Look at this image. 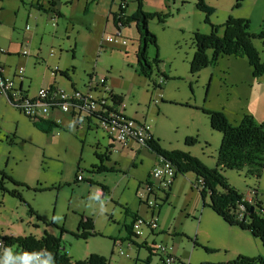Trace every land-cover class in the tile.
<instances>
[{
	"label": "rangeland",
	"instance_id": "374dc122",
	"mask_svg": "<svg viewBox=\"0 0 264 264\" xmlns=\"http://www.w3.org/2000/svg\"><path fill=\"white\" fill-rule=\"evenodd\" d=\"M153 1H143L144 11L168 17L148 25L158 43V50L150 46L147 52L151 78L140 73L135 24L122 29L126 46L105 40L117 33L111 13L117 14L122 2L128 15L135 13L136 0H0V64L9 76L23 67L24 79L15 84L22 81L31 95L54 82L86 91L94 76L106 77L125 114L147 121L164 151L189 153L214 169L223 135L212 129L204 111L222 112L235 126L246 115L264 123V76L255 78L247 59L231 56L192 74L194 34L209 35L215 25L222 36L229 18L249 20L251 31L260 34L264 0H204L215 10L210 16L199 10L197 0ZM254 44L263 56V42ZM24 50L27 56L20 54ZM56 68L66 74L53 78ZM90 117L85 114L81 129L64 117L60 127L45 134L0 96L1 235L59 237L72 264L93 256L110 264H162L153 251L161 242L173 245L189 264H234L264 254L251 232L230 227L208 206L210 197L203 200L194 173L178 174L169 191L157 192V207L142 203L140 186L149 180L158 156L135 143L122 150ZM189 138L196 139L194 145ZM223 175L239 193L251 188L264 203V173L260 179L247 169ZM133 214L147 221L155 216L159 224L155 233L144 228L143 236H131L137 246H129L127 239ZM86 222L92 229L82 228ZM84 232L88 237L75 236ZM17 255L9 249L2 264H21Z\"/></svg>",
	"mask_w": 264,
	"mask_h": 264
},
{
	"label": "trees",
	"instance_id": "16d2710c",
	"mask_svg": "<svg viewBox=\"0 0 264 264\" xmlns=\"http://www.w3.org/2000/svg\"><path fill=\"white\" fill-rule=\"evenodd\" d=\"M138 10L128 15L126 10H122L119 15L111 13L115 27L119 23L123 27L135 24L139 34L138 48V65L140 73L147 77H152L153 66L147 55L150 46H154L158 50L157 37L149 30V22L158 19L161 23H165L168 15L158 13H149L143 9L144 0H136ZM199 10L208 16L214 13V9L205 4L204 0H197ZM223 25L224 34L219 35L218 29L212 26V32L209 35L199 32L194 34V44L196 46L195 56L191 63V73L198 74L204 68L216 65L220 57L228 56L235 58H245L253 70V76L260 79L264 76V55L261 56L254 44L256 40H260L264 45V30L260 34L251 31L249 20L229 18ZM213 51V55L209 56V51ZM156 64L160 63L157 54L154 59ZM65 75L64 73H62ZM211 127L216 132L223 135L222 145L219 150L218 165L214 169L204 166L198 159L192 157L189 153L182 151L167 152L164 151L158 140L152 138L147 147L154 152L158 158H164L171 162L177 169L179 174H196L198 180H203L201 195L203 200L210 197L208 206L230 227L239 228L242 231H249L262 243L264 249V204L257 202L254 211L251 206L247 207L245 217L238 218L237 211L239 205L243 202V194L233 188L223 175L225 170L241 171L247 169L249 173L262 178L264 173V123H258L253 116L246 115L241 124L235 126L231 124L222 112H208ZM34 126L45 134H50L55 128L60 127L51 120L30 118ZM196 139L189 138L187 143L194 145ZM1 174V172H0ZM80 181V180H79ZM223 191H220L219 188ZM258 193L256 192V195ZM206 205V204H205ZM129 211L127 210V213ZM132 223L127 226L128 240L134 245L131 236H133V222L138 218L132 215ZM83 229H92L89 222L82 225ZM89 233L76 234V237L86 238ZM95 235V234H92ZM0 239L5 242L6 249H15L21 264H35L36 257L40 256L39 264L51 262L53 264H72L66 248L63 246L59 237L46 234L38 239L30 237H5L0 234ZM77 264H110V261L100 257L93 256L85 262ZM234 264H264V254L257 258H240Z\"/></svg>",
	"mask_w": 264,
	"mask_h": 264
},
{
	"label": "built area",
	"instance_id": "2783aa9c",
	"mask_svg": "<svg viewBox=\"0 0 264 264\" xmlns=\"http://www.w3.org/2000/svg\"><path fill=\"white\" fill-rule=\"evenodd\" d=\"M127 8L126 2L120 4V10ZM116 35L107 37L105 40L111 44L127 45V41L122 37L123 26L121 23L115 27ZM22 56H27L28 51L24 50L20 53ZM53 56V54H51ZM25 70L20 67L16 70V75L20 80L24 79ZM60 70L56 68L51 76L57 77ZM106 77L98 78L94 76L87 84L86 91H80L77 88L67 90L66 87L60 86L56 82L42 87L35 96H30L26 91L16 86L15 81L8 75L6 68L0 64V96H6L9 102L23 113L28 118L44 119L54 121L61 125L63 116L69 117L72 121L82 128V119L85 114L96 119L100 126L114 138V142L121 145L122 148H127L130 144H138L147 147L148 142L153 138L151 128L147 121H139L128 117L123 109L121 100L113 93ZM156 104L159 102L156 100ZM114 152L119 153V149ZM150 178L147 182L140 186L139 198L142 203L147 204L150 208H155L157 204V192L169 191L178 176L176 167L164 158L159 157L155 167L152 169ZM84 177L79 176V180ZM200 185L203 186V180H200ZM99 191V190H98ZM103 195L104 192H98ZM256 191L251 188L243 194V202L239 205L237 211L238 218L245 217L248 206H257L255 198ZM158 219L153 217V220L147 221L138 217L133 222V236L139 238L142 235V230L148 228L152 233H155L159 228ZM134 245L129 242V246ZM173 245L168 243L155 244L153 247L154 254L158 256L162 264H189L182 261L176 254ZM8 249L5 247V242L0 239V264L3 263L5 254ZM121 255H125L121 252ZM41 257H36V263L39 264Z\"/></svg>",
	"mask_w": 264,
	"mask_h": 264
},
{
	"label": "crops",
	"instance_id": "0c3cea01",
	"mask_svg": "<svg viewBox=\"0 0 264 264\" xmlns=\"http://www.w3.org/2000/svg\"><path fill=\"white\" fill-rule=\"evenodd\" d=\"M151 3L154 4L155 1L151 0ZM54 9H55V8H54ZM10 77H11L14 81L19 79V78L17 77L16 74H14L13 76H10ZM60 85H61V84H60ZM109 85H110V84H109ZM19 86H20V88L22 87L21 89H23L24 91H26L30 96H35V95H36V94H35V95H31V94L26 90V88H24V84H23L22 81L20 82ZM73 88H75L74 85H73ZM64 117H66V116H63V118H64ZM67 118H69V117H67ZM69 119H70V118H69ZM70 120H71V119H70ZM152 136H153V135H152ZM153 138H154V136H153ZM115 143H116V142H115ZM115 145H118V144L116 143ZM113 147L115 148L114 145H112V148H113ZM112 148H111V149H112ZM122 150H125V148H122ZM122 150H121V151H122ZM157 162H158V160L155 162L153 168L155 167V165L157 164ZM153 168H152V169H153ZM151 172H152V170H151ZM150 174H151V173H150ZM151 175H152V174H151ZM149 178H150V177H149ZM255 198H256V200H257L258 202H262V201H260V199L258 198V194L256 195ZM262 203H263V202H262ZM263 204H264V203H263ZM153 216H154V215H153ZM154 217H155V216H154ZM131 223H132V220H131V222H130L129 225H131ZM232 228H235V227H232ZM161 231H162V230H161ZM130 242H131V241H130ZM128 245H129V244H128ZM135 246H137V245H135ZM159 259H160V258H159ZM160 261H161V259H160ZM161 263H162V261H161Z\"/></svg>",
	"mask_w": 264,
	"mask_h": 264
},
{
	"label": "water",
	"instance_id": "95a60500",
	"mask_svg": "<svg viewBox=\"0 0 264 264\" xmlns=\"http://www.w3.org/2000/svg\"><path fill=\"white\" fill-rule=\"evenodd\" d=\"M251 211H254V207L251 208Z\"/></svg>",
	"mask_w": 264,
	"mask_h": 264
}]
</instances>
